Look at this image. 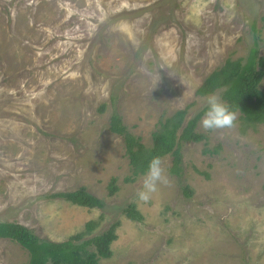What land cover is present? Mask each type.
Returning <instances> with one entry per match:
<instances>
[{"label":"rangeland","instance_id":"rangeland-1","mask_svg":"<svg viewBox=\"0 0 264 264\" xmlns=\"http://www.w3.org/2000/svg\"><path fill=\"white\" fill-rule=\"evenodd\" d=\"M254 46L264 55V0H0V221L63 241L89 220L100 219L92 235L119 220L99 264H264V123L244 129L239 112L231 127L198 123L207 138L182 146V178L167 154L166 182L146 201L145 174L126 181L110 129L116 110L151 146L160 121L204 108L202 81ZM81 186L105 208L52 196ZM130 203L142 221L125 216ZM29 257L0 238V264Z\"/></svg>","mask_w":264,"mask_h":264},{"label":"trees","instance_id":"trees-1","mask_svg":"<svg viewBox=\"0 0 264 264\" xmlns=\"http://www.w3.org/2000/svg\"><path fill=\"white\" fill-rule=\"evenodd\" d=\"M264 55H260L256 46L249 54L236 59L227 58L224 64L213 70L197 88L198 95L221 90V97L240 110L239 117L244 129L264 123ZM105 109V104L99 108ZM203 108L186 120L188 107L179 109L159 122L158 129L152 133L153 143L146 146L140 136L133 134L123 122L121 114L114 110L110 118V129L122 136L126 154L129 157L131 175L126 181H133L147 170L148 160L152 156L161 159L167 154L172 155L171 172L179 179L184 173L182 146L187 142L206 140L207 135L198 131V123ZM208 176V175H207ZM109 195L118 190L117 178L112 177L108 184ZM183 194L190 197L193 189L189 185L182 186ZM54 197H62L72 204L103 210L106 201L91 193L85 186L75 190L57 192ZM125 216L131 220L142 221L144 215L135 203L124 208ZM99 220H89L84 228L66 240L54 241L38 236L31 228L12 221H0V238H10L30 254L28 264H99L101 259L113 254L111 244L117 239L116 227L119 220L112 222L102 232H93Z\"/></svg>","mask_w":264,"mask_h":264},{"label":"clouds","instance_id":"clouds-1","mask_svg":"<svg viewBox=\"0 0 264 264\" xmlns=\"http://www.w3.org/2000/svg\"><path fill=\"white\" fill-rule=\"evenodd\" d=\"M240 109L223 99L217 92H210L205 97V106L199 118L202 128L217 129L233 126ZM166 182L162 161L159 156H152L147 163L142 190L138 193L141 200H148L155 190L157 182Z\"/></svg>","mask_w":264,"mask_h":264}]
</instances>
